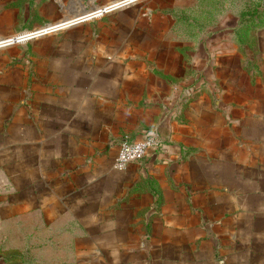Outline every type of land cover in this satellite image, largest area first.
Masks as SVG:
<instances>
[{
	"label": "crops",
	"instance_id": "crops-1",
	"mask_svg": "<svg viewBox=\"0 0 264 264\" xmlns=\"http://www.w3.org/2000/svg\"><path fill=\"white\" fill-rule=\"evenodd\" d=\"M32 1L0 0V39L79 17L0 48V168L43 215L46 257L264 264V27L240 42L227 12L176 43L164 10L192 0L88 19L122 0ZM146 132L160 145L116 169Z\"/></svg>",
	"mask_w": 264,
	"mask_h": 264
},
{
	"label": "rangeland",
	"instance_id": "rangeland-1",
	"mask_svg": "<svg viewBox=\"0 0 264 264\" xmlns=\"http://www.w3.org/2000/svg\"><path fill=\"white\" fill-rule=\"evenodd\" d=\"M119 2L115 1L114 4L107 7H95L90 12L81 13L82 15L85 14L82 17L88 19L99 16L103 12L121 7L122 5L112 7ZM80 3L81 1L72 0L71 6L78 7ZM28 4L31 6L28 11L31 9L29 12L32 15V8L35 9V5L39 8L42 5V1L33 0ZM94 4L92 5L96 6L100 3L94 2ZM247 4L248 0H192L180 6L168 7L164 10V13L170 19L169 36L176 43L177 41L188 42L194 40L193 31L197 30V28L198 30H203L216 26L222 15L229 12L236 20L238 41H248L250 37L248 33L251 28L256 26L264 27V3L258 9L257 16L255 15L250 21L247 20L245 22L240 19V12L247 7ZM78 18L71 17L48 25H46L47 23L45 24V22H48L46 19H41L38 20V27L40 26V29L46 30L58 26L55 29L57 30L72 24ZM25 32L28 33L29 31L22 33ZM36 38L17 43V45H25V43ZM2 149L3 147L0 146V152H2ZM5 176L6 174L0 168V262L2 261L5 264H53V258L46 257L45 238L41 239L45 234L44 224L39 223L36 226L30 224L31 222H40V219L43 220V215L40 216L41 212L29 209V194L17 192L9 177Z\"/></svg>",
	"mask_w": 264,
	"mask_h": 264
},
{
	"label": "built area",
	"instance_id": "built-area-1",
	"mask_svg": "<svg viewBox=\"0 0 264 264\" xmlns=\"http://www.w3.org/2000/svg\"><path fill=\"white\" fill-rule=\"evenodd\" d=\"M132 2L134 1L122 0L119 3L113 5L112 7L120 4L127 6ZM56 27L48 28L46 30L39 29L35 31H29L28 33L21 32L11 37L0 39V48L25 42L35 37H39L48 32L55 31ZM159 145V138L152 132H146L145 136L140 140H126L121 144L118 149L116 158L114 160V167L118 170H121L128 163L142 159L150 148H156Z\"/></svg>",
	"mask_w": 264,
	"mask_h": 264
},
{
	"label": "trees",
	"instance_id": "trees-1",
	"mask_svg": "<svg viewBox=\"0 0 264 264\" xmlns=\"http://www.w3.org/2000/svg\"><path fill=\"white\" fill-rule=\"evenodd\" d=\"M263 3L264 0H248L247 7L240 12V19L245 22H247V20L250 21V19L257 14L258 9ZM236 33H238V31H236Z\"/></svg>",
	"mask_w": 264,
	"mask_h": 264
},
{
	"label": "bare ground",
	"instance_id": "bare-ground-1",
	"mask_svg": "<svg viewBox=\"0 0 264 264\" xmlns=\"http://www.w3.org/2000/svg\"><path fill=\"white\" fill-rule=\"evenodd\" d=\"M120 5H122L121 7H124V6H126V5H123V4H120Z\"/></svg>",
	"mask_w": 264,
	"mask_h": 264
}]
</instances>
